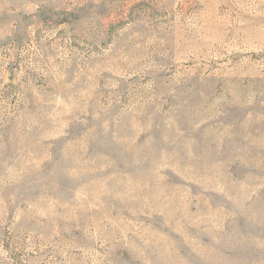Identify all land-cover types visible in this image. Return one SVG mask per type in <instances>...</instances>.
<instances>
[{"label": "rangeland", "instance_id": "rangeland-1", "mask_svg": "<svg viewBox=\"0 0 264 264\" xmlns=\"http://www.w3.org/2000/svg\"><path fill=\"white\" fill-rule=\"evenodd\" d=\"M0 264H264V0H0Z\"/></svg>", "mask_w": 264, "mask_h": 264}]
</instances>
